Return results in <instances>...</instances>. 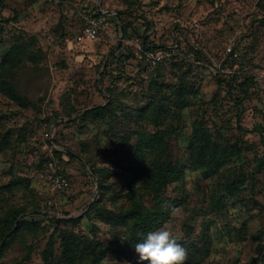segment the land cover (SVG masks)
Returning a JSON list of instances; mask_svg holds the SVG:
<instances>
[{"label": "rangeland", "instance_id": "1", "mask_svg": "<svg viewBox=\"0 0 264 264\" xmlns=\"http://www.w3.org/2000/svg\"><path fill=\"white\" fill-rule=\"evenodd\" d=\"M98 6L113 17L104 18L96 41H87L82 15L91 17ZM143 36L155 50L166 51L161 67L145 60ZM20 39L37 59L35 65L26 62L18 79L33 107L19 108L0 94V136L10 137L11 146L0 151V187L16 178L28 184L0 191V218L23 208L28 212L20 218L39 211L46 219L42 228L21 229L0 250V264H43L41 251L55 227L47 222L51 215L78 218L76 225L59 229L100 241L106 253L100 264H146L124 241L123 227L96 211L86 215L93 204L113 213L129 208L120 188L127 179L128 148L136 141L127 133L136 128L161 132L166 154L179 169L180 179L162 193L184 201L161 228L186 248L184 264H262L264 210L255 202L264 206V141L251 130L264 127V0H2L0 60ZM227 47L237 57L230 58ZM246 78L252 79L247 91L228 93L219 85ZM107 89L117 99L116 118L78 120L87 108L112 101ZM244 93L238 117L233 98ZM152 99L138 121L139 110ZM203 138L219 151L236 145L239 155L219 172L206 173L191 151ZM55 150L74 157L59 158ZM260 158L254 184L246 181L237 196L220 198L235 169L249 176ZM50 160L68 180L60 193L51 192L47 180ZM90 165L106 173L105 190ZM135 187L142 192L140 182ZM143 201L146 209L156 203L153 196Z\"/></svg>", "mask_w": 264, "mask_h": 264}, {"label": "trees", "instance_id": "2", "mask_svg": "<svg viewBox=\"0 0 264 264\" xmlns=\"http://www.w3.org/2000/svg\"><path fill=\"white\" fill-rule=\"evenodd\" d=\"M2 5V0H0ZM121 14L120 11H117ZM98 17H111L100 14L97 10L91 16ZM113 17V16H112ZM111 17V18H112ZM263 22V21H262ZM127 26L123 25V34L126 33ZM141 50H155L156 46L152 45L148 37H142ZM30 44L23 39L17 40L12 44L2 55L0 60V94L6 97L10 102L22 109L33 107V103L29 97L24 95L18 88L19 73L26 64V62L35 65L37 59L34 53L29 49ZM230 58L232 55L227 54ZM163 63V62H162ZM162 63L153 67L157 69L161 67ZM220 86H224L228 93H232L237 88L247 91L252 85V79L246 78L243 82L232 85L226 80H222L219 83ZM165 85H159L158 90L164 88ZM107 94L111 96L112 101L105 103L104 105H95L87 108L83 114H77V119L86 121L87 118H93L98 120H106L116 118V105L117 99L112 90L107 89ZM246 93L242 98H233L236 104V109L241 113V107L245 99ZM155 102L154 99L149 100L146 107L139 110L136 116L138 121H142L147 112L150 111L149 106ZM183 104V101H179ZM71 115H68L70 118ZM255 133L261 141H264V127L262 125H256L251 130ZM128 136L135 135V144L128 148L130 151V161L123 167L126 174V181L120 188V192L124 193V198L128 200L130 206L125 211H118L113 213L108 209H100L95 204L90 207V211L86 215H90L92 211H96L102 219H105L110 225L121 226L124 229V235L128 245L134 247L137 242H140L144 236L150 231H156L160 229L164 223L170 218V212L172 208L183 204V199H166L163 196V191L173 181L180 179L179 169L173 163L171 158L166 154V141L163 138L161 132H144L140 128L134 129L131 133H127ZM0 151L11 148L10 137L5 135L0 136ZM124 139V138H123ZM123 143L125 140H122ZM193 159L199 165L200 169H205L206 173L215 174L222 170L228 162V158L231 156L239 155L240 149L234 145L233 150L223 149L219 151L217 147L210 143L208 139L203 138L192 149ZM54 155L61 157L67 155L69 159H73V155L66 154L60 151H53ZM263 158L257 160V164L254 166L252 172L248 175L244 173L242 168L235 169L232 178L228 179L221 189V197H234L237 196L243 189V185L248 181L251 186L254 184V176L258 170L261 169ZM91 171L98 176L100 189L104 188L105 174L92 165H90ZM248 178V179H247ZM140 182L139 190L142 192L137 193L135 184ZM28 184L26 179L16 178L9 184L0 187L1 190L10 191L12 186ZM153 196L156 203L152 209H146L144 206L143 197ZM171 204L172 207L164 210L163 204ZM259 209L264 210V206L255 202ZM92 210V211H91ZM28 212L23 208L10 209L4 218H0V245L2 250L9 241L15 238L19 231L23 228H42L41 220H24L20 218ZM39 212V211H36ZM85 215V216H86ZM20 218V219H19ZM44 219L45 216H44ZM80 220L75 217H69L67 219H58L55 215H51L47 218L49 224L54 225L52 228L44 248L41 251V258L43 264H100L106 257L103 245L100 241L96 240L94 236L91 238L82 237L74 230L59 229L63 225H76ZM43 222V221H42ZM16 224V226H15ZM90 231L93 232L91 226ZM58 240V242H57ZM58 244V253L55 251V246ZM31 251V248L29 249ZM27 259V256H26ZM257 259L254 260L256 262ZM264 264V256L262 259Z\"/></svg>", "mask_w": 264, "mask_h": 264}, {"label": "clouds", "instance_id": "3", "mask_svg": "<svg viewBox=\"0 0 264 264\" xmlns=\"http://www.w3.org/2000/svg\"><path fill=\"white\" fill-rule=\"evenodd\" d=\"M134 249L139 260L146 264H184L188 254L171 231L163 228L148 232Z\"/></svg>", "mask_w": 264, "mask_h": 264}, {"label": "built area", "instance_id": "4", "mask_svg": "<svg viewBox=\"0 0 264 264\" xmlns=\"http://www.w3.org/2000/svg\"><path fill=\"white\" fill-rule=\"evenodd\" d=\"M54 1V0H49ZM83 30L82 35L87 41H96L98 39L99 31L102 28L104 18L103 17H87L83 16ZM141 51V50H140ZM145 60L149 63L150 66L155 67L158 64L162 63L166 57V51L162 50H148L141 51ZM226 53L232 55V57H237V53L231 47L226 48ZM49 175L47 180L49 181L51 192H61L68 187V180L59 170V167L56 165V162L50 160L48 163Z\"/></svg>", "mask_w": 264, "mask_h": 264}, {"label": "water", "instance_id": "5", "mask_svg": "<svg viewBox=\"0 0 264 264\" xmlns=\"http://www.w3.org/2000/svg\"><path fill=\"white\" fill-rule=\"evenodd\" d=\"M97 9H98V12H99L100 14H103V15H112V14H113V13H110V12H104V11H102V10L100 9V6H98ZM114 15H115V14H114ZM65 153H66V154H70V155H74L72 152H70V151H68V150H66ZM38 218H40V220L43 221V220H44V215H43L42 213L36 212V213H34L32 216H30V217L26 216V217H24L23 219H24V220H31V221H32V220H38Z\"/></svg>", "mask_w": 264, "mask_h": 264}]
</instances>
